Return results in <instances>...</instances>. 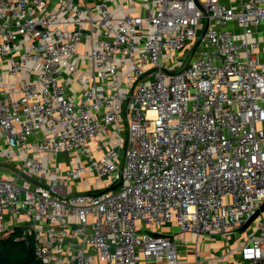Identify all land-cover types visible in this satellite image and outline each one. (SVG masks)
<instances>
[{
    "label": "built area",
    "instance_id": "built-area-1",
    "mask_svg": "<svg viewBox=\"0 0 264 264\" xmlns=\"http://www.w3.org/2000/svg\"><path fill=\"white\" fill-rule=\"evenodd\" d=\"M263 204L264 0H0V239L264 264Z\"/></svg>",
    "mask_w": 264,
    "mask_h": 264
},
{
    "label": "trees",
    "instance_id": "trees-1",
    "mask_svg": "<svg viewBox=\"0 0 264 264\" xmlns=\"http://www.w3.org/2000/svg\"><path fill=\"white\" fill-rule=\"evenodd\" d=\"M17 234L0 239V264H42L34 254L32 238L16 240Z\"/></svg>",
    "mask_w": 264,
    "mask_h": 264
},
{
    "label": "crops",
    "instance_id": "crops-1",
    "mask_svg": "<svg viewBox=\"0 0 264 264\" xmlns=\"http://www.w3.org/2000/svg\"><path fill=\"white\" fill-rule=\"evenodd\" d=\"M118 7V4H117ZM125 7V4L122 6ZM121 8V7H120ZM176 232V238L181 242L184 239L188 241L189 246H184L183 244L179 243V251L181 255V263L182 264H192V258H193V247H192V241L190 239L189 234H182L179 233L177 229H175ZM213 237L214 236H210ZM210 237H206L202 239V244L199 247V254L202 256V258L208 257L210 254L217 253L218 249H221L222 247L223 251L226 248V243L224 242V239L215 238V241H210ZM209 240V241H208ZM208 245H213L212 248H209ZM231 259H226L224 262H215V263H209V262H203V264H230Z\"/></svg>",
    "mask_w": 264,
    "mask_h": 264
},
{
    "label": "rangeland",
    "instance_id": "rangeland-1",
    "mask_svg": "<svg viewBox=\"0 0 264 264\" xmlns=\"http://www.w3.org/2000/svg\"><path fill=\"white\" fill-rule=\"evenodd\" d=\"M204 27H205V23L203 22V23L201 24V26L199 27V29H201V31H202V30H204ZM64 157H65L64 154H63V155L60 154V156H59L60 159H63ZM75 190H77V188H75ZM254 220H255V218H254ZM171 229H172V228H170V230H171ZM206 237H207V235H205V236H201L200 239H204V238H206ZM210 241H215V238L211 237V238H210ZM230 241H231V242H234V236H231V237H230ZM208 246H209V248H212L213 245H208ZM220 248H221V249H218V250H217L218 252H217V253L215 252L214 255H220V254H222L223 252H225V251L222 250V249H223L222 247H220ZM233 255H235V254H233ZM225 258H231V260H232V256H231V257H225Z\"/></svg>",
    "mask_w": 264,
    "mask_h": 264
},
{
    "label": "water",
    "instance_id": "water-1",
    "mask_svg": "<svg viewBox=\"0 0 264 264\" xmlns=\"http://www.w3.org/2000/svg\"><path fill=\"white\" fill-rule=\"evenodd\" d=\"M262 208H264V204H263Z\"/></svg>",
    "mask_w": 264,
    "mask_h": 264
}]
</instances>
